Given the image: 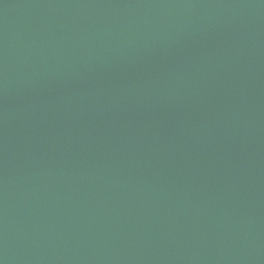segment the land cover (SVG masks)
Instances as JSON below:
<instances>
[{
	"label": "water",
	"instance_id": "obj_1",
	"mask_svg": "<svg viewBox=\"0 0 264 264\" xmlns=\"http://www.w3.org/2000/svg\"><path fill=\"white\" fill-rule=\"evenodd\" d=\"M0 264H264V0H0Z\"/></svg>",
	"mask_w": 264,
	"mask_h": 264
}]
</instances>
